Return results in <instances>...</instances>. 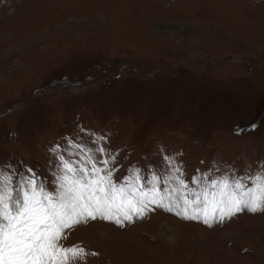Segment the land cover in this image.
Segmentation results:
<instances>
[{
  "label": "rangeland",
  "instance_id": "obj_1",
  "mask_svg": "<svg viewBox=\"0 0 264 264\" xmlns=\"http://www.w3.org/2000/svg\"><path fill=\"white\" fill-rule=\"evenodd\" d=\"M57 145L114 157L115 182L162 180L165 156L193 189L264 170V0H0V171L54 190ZM65 236L76 264H264V211L209 227L155 208Z\"/></svg>",
  "mask_w": 264,
  "mask_h": 264
},
{
  "label": "snow or ice",
  "instance_id": "obj_2",
  "mask_svg": "<svg viewBox=\"0 0 264 264\" xmlns=\"http://www.w3.org/2000/svg\"><path fill=\"white\" fill-rule=\"evenodd\" d=\"M76 148L79 158L73 161L59 154V145L52 149L58 162L54 190L47 189L31 168L15 174L0 171V264L83 261L87 256L83 247H65L60 242L66 230L90 220L123 227L160 208L211 227L243 211H264V170L231 178L208 179L204 174L203 181L194 176L192 183L197 187L193 189L181 178V169L165 156L169 174L162 180L155 173L145 180L139 169H129V175L115 182L116 170L110 167L114 157L97 161L91 149ZM96 152L103 156L105 149L99 147Z\"/></svg>",
  "mask_w": 264,
  "mask_h": 264
}]
</instances>
